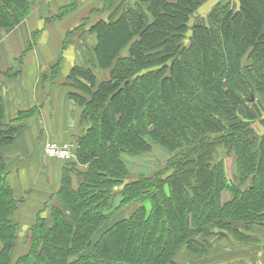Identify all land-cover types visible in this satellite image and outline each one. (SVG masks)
I'll return each instance as SVG.
<instances>
[{
    "label": "trees",
    "instance_id": "1",
    "mask_svg": "<svg viewBox=\"0 0 264 264\" xmlns=\"http://www.w3.org/2000/svg\"><path fill=\"white\" fill-rule=\"evenodd\" d=\"M113 1L103 0L105 9ZM206 1L139 0L89 26L95 42L88 64L66 77L87 123L75 144L89 168L77 188L65 169L57 192L62 208L54 207L50 220L39 213L16 264H169L183 244H200L195 237L209 225L226 220L231 228L261 211L264 131L253 125L260 110L243 116L239 107L254 90L264 95V0H219L205 16L198 9ZM31 2L0 0V28L23 22ZM62 61L49 79L61 76ZM14 124L0 126V264L11 263L21 233L1 150L23 128ZM157 147L169 159L152 170ZM219 147L236 151L233 175L250 180L247 188L235 186L223 160L214 163ZM227 191L233 195L225 199Z\"/></svg>",
    "mask_w": 264,
    "mask_h": 264
},
{
    "label": "crops",
    "instance_id": "2",
    "mask_svg": "<svg viewBox=\"0 0 264 264\" xmlns=\"http://www.w3.org/2000/svg\"><path fill=\"white\" fill-rule=\"evenodd\" d=\"M96 1L82 0L65 16L46 22L50 15L57 14L72 0H33L30 13L23 22L9 30L0 28V126L23 125L12 143L1 148L7 158L8 177L14 183L13 196L18 200L13 217L19 223L22 235L35 223L39 213L43 214L51 197L58 192L66 169L56 160L46 161L43 146L49 139L75 141L84 133L83 108L69 97L73 89L66 84V77L73 66L88 64L89 48L95 42L89 27L73 38L70 53L63 57L61 76L54 80L49 77L50 68L67 50L64 49L67 33L79 19L88 17L99 2ZM137 1L119 0L116 3L115 0L110 11L112 14L108 16L118 17L126 4L134 5ZM33 37L37 45L27 49ZM23 52H26L25 56L19 57ZM96 72L99 77L108 75L106 70ZM21 113L24 119L16 122ZM67 167L70 169L71 166ZM75 168L76 174L70 170L69 175L76 188L80 186L77 176L80 167ZM27 250L25 244L19 246L18 243L14 249L16 258ZM208 259L213 264L217 262L215 258L208 256ZM263 261L264 253L254 257L253 264Z\"/></svg>",
    "mask_w": 264,
    "mask_h": 264
},
{
    "label": "rangeland",
    "instance_id": "3",
    "mask_svg": "<svg viewBox=\"0 0 264 264\" xmlns=\"http://www.w3.org/2000/svg\"><path fill=\"white\" fill-rule=\"evenodd\" d=\"M118 1L119 0H116V3ZM218 1L219 0H207L201 7H199L198 13H202L206 16V14L209 13V9L211 8V6L214 3H217ZM226 1H228V0H226ZM231 1H234L233 4H235V6H237V3H236L237 0H231ZM34 2H35V0H34ZM81 2H82V0H74L75 6L72 7L70 10H68V12H70L72 9H74L78 4H81ZM113 2H115V0ZM96 3L97 4L95 5V8L89 12L90 14L88 15V17H86V18L82 17L81 19H79L77 25L75 27H73L71 30H69L70 35H69V37L67 39V43H66L67 50L65 52H63V57H67V55L70 53V49L72 48L71 43L74 42L73 38L75 36H77V34H81L87 27H89L92 23H94L99 17H107L110 14L111 8L109 10L105 9L107 6L105 5V3H103V0H97ZM67 4H65L64 7H62L59 10V12H57V14L50 15L51 17L47 18L46 22L55 21V20H57V18L65 16L67 14V12L65 13V10L69 8ZM34 5H37V3H34ZM126 5H128V4H126ZM34 37H35V35H34ZM34 37L31 41L32 47L37 45V42H36ZM80 38H82V36H80ZM29 43L30 42H28V45H29ZM25 54H26V52H23L19 57H24ZM243 57H244V61H245L247 54H245ZM62 70H63V68L61 69V71ZM247 96H248V100L247 99L243 100V104L239 107V112L241 115L244 116V115H246L245 113L248 110H251L253 113H255L257 110H260V115L257 118V121L253 125L256 128V130L258 131V133L259 132L262 133L264 131V122H263L264 121V95L258 93L257 90L256 91L254 90L253 96L251 95V93H248ZM252 97L254 98V102H256V104L254 103L255 105L252 104V102H251ZM83 123H85V129H83L84 133L81 134L80 136H83L86 132V129H87V123L85 121H83ZM258 139L259 138H257V140ZM49 140L59 141L58 139H49ZM72 142L76 143L74 140ZM43 149H44V146H43ZM235 152L236 151H233V152H230V154H229V153H227V149L225 147H219V153H217V155H215L214 163H216V161L223 160L229 179L232 182H234L235 186L238 187L239 189L243 188V187L245 189V188H247L246 186L249 185L250 180L247 181L246 183H243L241 176L239 179H237L236 176L233 175V172L236 173V167L234 166V161L236 158ZM43 155H44V153H43ZM153 155L155 157H154L153 161L150 163L152 170L165 168L166 167L165 162L169 159V155L166 153V151L157 147L154 149ZM147 157L148 156L146 154H144L140 158L134 157V158H130V160H131V162L133 160H138V162H140V161H143L141 158L145 159ZM44 159L46 161L48 160L50 162L55 161V160L48 159L45 156H44ZM5 161L7 162L6 157H5ZM57 162H59V161H57ZM59 164L65 165V167L64 166L63 167H64V169L66 168L68 173L70 170H72L73 173H75V171H77L75 166L79 165L80 174H77V176L79 177V183H81L84 180V178H85L84 175L89 168V166H87L86 164H82L79 162L77 152H76V156L72 160L67 161V162L62 161V162H59ZM133 164H136V163L134 162ZM133 164H130V165H132V168L135 169L136 166H134ZM68 165L71 166L70 169L67 167ZM132 176L134 177L136 175L134 174ZM10 179H9V181H10ZM75 179H77L76 176H75ZM14 180H15V178H14ZM10 183H11L12 187L14 188V183H13L12 179H11ZM15 186H16V180H15ZM51 194H54V192H52ZM230 195H233V194L231 192H228V191L224 192V198L225 199H227ZM52 197L49 200L48 206L46 207V209L43 211V214H42L43 217L47 216L49 218V220H50L49 216L51 215V210L54 207L55 208H62V201H61L60 197L57 195V193L55 195H53ZM120 200H121L120 195H117L114 198V200H113L114 207L119 205ZM145 204L148 208H150V202L149 201H146ZM128 209L129 208H126V210H127L126 213L129 212ZM259 211H260V209L258 210L255 217H253V219L251 221H249L248 223L243 222V221L238 220V219L234 220L230 223L231 228L233 227V229L234 228H236V229L240 228L241 229V230H239V233H235L233 231L230 232L229 230L231 228L227 227L226 223H228V222H226V220L222 221L221 226L223 228L221 226L215 225V224L209 225L208 227L204 228V230L198 236L195 237V239L197 241H200V244L202 246L198 243H193V242H192L191 246L188 245V243L183 244L182 247L177 250V252L173 258L174 260L169 264H213L211 261H209L208 256L210 259L215 258V260L217 261L216 264H242V263L243 264H253L254 257H258V255H263V253H264V204L261 208V211L260 212ZM221 234L223 236L219 237V235H221ZM24 235H25V233L23 235L20 233V238L18 240L19 246L22 245V243H23V244H25V247L28 248V241L26 240ZM245 235H247L248 237ZM223 237H226V238L222 239ZM239 237H243L244 239L247 238L248 241L239 240L240 239ZM202 248L204 249V252L202 254L195 251V249H202ZM190 249H194V250H190ZM16 256H17V254L14 253V255L12 257V261L10 264H16V260H17ZM260 261H262V260L260 259ZM259 264H264V261L259 263Z\"/></svg>",
    "mask_w": 264,
    "mask_h": 264
},
{
    "label": "built area",
    "instance_id": "4",
    "mask_svg": "<svg viewBox=\"0 0 264 264\" xmlns=\"http://www.w3.org/2000/svg\"><path fill=\"white\" fill-rule=\"evenodd\" d=\"M76 149V144L71 141L48 140L43 153L48 159L67 162L76 156Z\"/></svg>",
    "mask_w": 264,
    "mask_h": 264
},
{
    "label": "water",
    "instance_id": "5",
    "mask_svg": "<svg viewBox=\"0 0 264 264\" xmlns=\"http://www.w3.org/2000/svg\"><path fill=\"white\" fill-rule=\"evenodd\" d=\"M252 100H254V98L252 97Z\"/></svg>",
    "mask_w": 264,
    "mask_h": 264
}]
</instances>
